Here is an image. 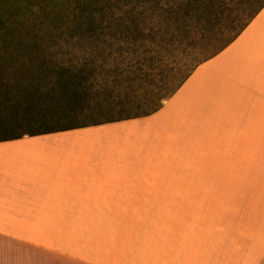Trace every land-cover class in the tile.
<instances>
[{"label":"crops","instance_id":"1","mask_svg":"<svg viewBox=\"0 0 264 264\" xmlns=\"http://www.w3.org/2000/svg\"><path fill=\"white\" fill-rule=\"evenodd\" d=\"M201 69L225 88L196 165H133L90 127L0 141V264H262L264 8L185 83Z\"/></svg>","mask_w":264,"mask_h":264},{"label":"snow or ice","instance_id":"2","mask_svg":"<svg viewBox=\"0 0 264 264\" xmlns=\"http://www.w3.org/2000/svg\"><path fill=\"white\" fill-rule=\"evenodd\" d=\"M22 2L17 39L28 54L12 69L14 82L30 87L27 74H38L42 96L70 89L81 108L103 113L150 102L165 70L208 29L207 10L223 0ZM3 74L0 64V82Z\"/></svg>","mask_w":264,"mask_h":264},{"label":"rangeland","instance_id":"3","mask_svg":"<svg viewBox=\"0 0 264 264\" xmlns=\"http://www.w3.org/2000/svg\"><path fill=\"white\" fill-rule=\"evenodd\" d=\"M26 8L27 6L22 0H0V42L3 41L6 32L8 34V40H11L12 43L14 42L11 32L14 34V29L18 27V22L22 19ZM241 10L242 8L236 11L233 16L235 17ZM228 13L230 12H226V14ZM219 27L220 25L212 28V30L215 31L217 29L216 32H218ZM214 31L212 33L209 32V35H206L207 37L202 36L195 39L189 45L187 54L179 62L172 64L165 70L163 82H158V87L154 88L153 92L158 94V96L164 94L171 89V86L178 84L180 78L183 77L186 71L189 70L188 72L191 76L200 64L212 58L213 56H209L211 49L208 48L220 37H217V34H213ZM4 53L7 54L6 51L0 53L3 58H5ZM8 58L12 57L9 56ZM183 84L177 85L178 88ZM223 88H225L224 81L213 76L212 73H208L206 69H201L195 77H192L181 87L168 107L153 115L96 125L93 124L80 128L90 127L88 128L91 131L90 133L99 137L98 140L90 141L92 142L91 149H97L99 151L108 149L121 153H131L132 155L130 157H132L130 160L134 162L133 165L157 168L196 165L200 161L198 155H203V152H206L210 145L204 144L206 123L212 124L213 120H217L215 113L212 116L207 114L203 111V106L208 111L218 113L222 95L221 90ZM171 97L163 100L162 107L169 103ZM82 120L84 121V118ZM85 120L90 119L86 118ZM80 128L60 132L64 134H78L81 132L73 130ZM190 138H195L196 142L190 147L191 156H188L186 147L188 144L187 140H190ZM185 140L186 144H184ZM134 157L135 159L133 160ZM263 161L258 160V165H262ZM216 207L217 211L215 212L218 214L220 213L218 211L219 206ZM178 209H180L178 212L180 214L187 213L185 208ZM222 209L223 211L225 210L222 213H230L233 208L226 207ZM206 212L210 214L214 213L212 209L206 210ZM195 213H203V210L201 209V212L198 210ZM144 225L151 226L153 224L146 223ZM139 231L137 228L132 230V247L138 246L139 239L137 235Z\"/></svg>","mask_w":264,"mask_h":264},{"label":"trees","instance_id":"4","mask_svg":"<svg viewBox=\"0 0 264 264\" xmlns=\"http://www.w3.org/2000/svg\"><path fill=\"white\" fill-rule=\"evenodd\" d=\"M240 8H242L241 12L234 17L233 15ZM263 8L264 0H223L222 3L209 8L207 11L210 25L203 36L207 37L209 32L214 31L212 28L220 25L218 32L216 29L213 33L220 37L208 48L211 49L209 56H215L232 43ZM228 11L230 13L226 14ZM17 28L14 29V34L11 32L13 43L8 40L7 32L0 42L3 51L7 52L4 53L5 58L0 60V64L4 67L3 80L0 82V136L3 137L16 139L26 134L55 133L93 124L148 116L160 110L163 100L172 96L178 86L190 76L189 70L186 71L180 78L178 86H171V89L162 95L158 96L153 92L148 103L141 101L131 107L116 105L103 113L91 112L87 108L80 107L70 89H66L63 94L53 92L51 97L42 96L36 89L39 83L38 74H27L31 80L30 87H26L23 80L19 85L14 82L12 69L17 66L20 57L28 54L17 39ZM9 56L12 58H8ZM61 79L68 81L69 77L62 76ZM86 118L90 120H85Z\"/></svg>","mask_w":264,"mask_h":264}]
</instances>
